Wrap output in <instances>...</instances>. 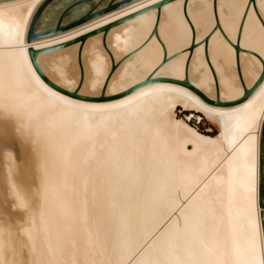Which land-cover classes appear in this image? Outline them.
I'll use <instances>...</instances> for the list:
<instances>
[{
	"label": "bare ground",
	"instance_id": "1",
	"mask_svg": "<svg viewBox=\"0 0 264 264\" xmlns=\"http://www.w3.org/2000/svg\"><path fill=\"white\" fill-rule=\"evenodd\" d=\"M43 1H0V264H264V78L233 105L172 81L240 99L264 0H134L27 43Z\"/></svg>",
	"mask_w": 264,
	"mask_h": 264
},
{
	"label": "water",
	"instance_id": "2",
	"mask_svg": "<svg viewBox=\"0 0 264 264\" xmlns=\"http://www.w3.org/2000/svg\"><path fill=\"white\" fill-rule=\"evenodd\" d=\"M2 2H10V1H14V0H0ZM55 0H44L39 6L38 8L36 9V11L34 12L31 20H30V23H29V27H28V31H27V35H26V41L27 43H32L33 41H35L36 39H39V38H42V37H45V36H50V35H53V34H56V33H59L61 31H64L66 29H69V28H72L74 26H77L81 23H84L102 13H105V12H108L112 9H115L119 6H122L126 3H129V2H132L134 0H118V1H115V0H111L105 7H103L102 9H99V10H95V8L93 9H90L89 11L83 13L82 15H80L77 19L71 21V22H64L65 21V18L67 17V15L69 13H72V12H76L78 13V9L80 7H85L86 4L90 3L91 1L93 0H71L69 1L61 10V12L59 13L56 21H55V24L48 30H38L37 29V25H38V22L40 21V19H42L44 16H45V13H46V10L48 8V6ZM101 1V0H100ZM251 2L253 0H250ZM1 3V2H0ZM160 3L156 5V7H160ZM110 25H107L105 27H102L96 31H93L91 33H88L86 35H83L81 36L80 38L74 40V41H71V43H75L77 41H81L83 42L86 38L90 37L91 35H94L100 31H107L109 29ZM217 28H218V25H217ZM155 33V31H154ZM194 42L192 43V45L190 46L189 48V51H191L194 47ZM45 50L44 49H41V50H35V49H32V48H29V57H30V60L33 64V66L35 67L37 73L40 75V77L50 86L52 87L53 89L61 92V93H64L66 95H69L71 97H75V98H81V99H88L86 97H82L81 95L78 94L79 92V89H75L74 91L72 92H69V91H66L64 89H62L61 87L55 85L54 83H52L49 79H47L43 73L41 72V70L39 69L37 63H36V57L39 53H42L44 52ZM79 54V53H78ZM115 66H113V69H114ZM264 78V61H263V71H262V74L260 76V78L258 79V81L255 83V85L251 88V89H245L244 90V94L243 96L236 100V101H233V102H229V103H220L219 101H210L209 99H207L200 91H198L195 87H193L189 81L187 79H184L182 81H176V80H172L173 82H176V83H180L188 88H190L191 90H193L195 93H197L202 99H204L205 101L209 102V103H212V104H216V105H233V104H237V103H240L244 100H246L255 90L256 88L259 86V84L262 82ZM151 81V79H148L146 82L143 83L144 84H147ZM107 97H104V95H102L100 98H98V100H104L106 99ZM264 125H263V129H262V136H261V144H260V162H261V154L264 153L263 151V147H264ZM264 155V154H263ZM260 166H261V163H260ZM261 172V171H260ZM259 189H260V186H259ZM260 192V191H259ZM259 207L260 209L262 210V212H260V217H261V223H262V229H263V236H264V200H262L260 202V193H259Z\"/></svg>",
	"mask_w": 264,
	"mask_h": 264
},
{
	"label": "rangeland",
	"instance_id": "3",
	"mask_svg": "<svg viewBox=\"0 0 264 264\" xmlns=\"http://www.w3.org/2000/svg\"><path fill=\"white\" fill-rule=\"evenodd\" d=\"M69 1H71V0H55V1H53L48 6L46 13H45V16L42 19H40V21L38 22L37 29L41 30V31L43 30V28H44V30L50 29L55 24V21L59 15V13L61 12L62 8ZM110 1L111 0H101V1L100 0H93L90 3L86 4L85 7H80L78 9V11H79L78 13H76V12L69 13L67 15V17L65 18L64 22H71V21L77 19L83 13L89 11L90 9H93V8H95V10L102 9ZM115 1H118V0H115ZM48 20H51V21L49 22ZM39 28H41V29H39ZM126 58L127 57H124V59L122 58L123 60L121 59L117 64L119 65ZM117 64H116V66H118ZM184 113L188 114L189 111H186ZM184 113L180 107L176 110V114L178 117H181V118L184 117L186 115ZM195 115H197V113H195ZM189 124L192 126H196L200 132L205 133V134H212V133L216 134V132H217L216 127L214 125H212L211 123H209L207 120H205L203 117H202V120L200 122L195 121V119L193 118V119H191ZM262 129H263V127H262ZM261 136H262V131H261ZM260 144H261V137H260Z\"/></svg>",
	"mask_w": 264,
	"mask_h": 264
},
{
	"label": "flooded vegetation",
	"instance_id": "4",
	"mask_svg": "<svg viewBox=\"0 0 264 264\" xmlns=\"http://www.w3.org/2000/svg\"><path fill=\"white\" fill-rule=\"evenodd\" d=\"M264 141V140H263ZM264 148V147H263ZM264 151V149H263ZM264 153L261 154V166H260V202L264 200Z\"/></svg>",
	"mask_w": 264,
	"mask_h": 264
},
{
	"label": "trees",
	"instance_id": "5",
	"mask_svg": "<svg viewBox=\"0 0 264 264\" xmlns=\"http://www.w3.org/2000/svg\"><path fill=\"white\" fill-rule=\"evenodd\" d=\"M184 114H187V113H184ZM215 133H212V134H210V135H214Z\"/></svg>",
	"mask_w": 264,
	"mask_h": 264
},
{
	"label": "built area",
	"instance_id": "6",
	"mask_svg": "<svg viewBox=\"0 0 264 264\" xmlns=\"http://www.w3.org/2000/svg\"><path fill=\"white\" fill-rule=\"evenodd\" d=\"M195 121H197V120H195ZM198 122H200V121H198Z\"/></svg>",
	"mask_w": 264,
	"mask_h": 264
}]
</instances>
